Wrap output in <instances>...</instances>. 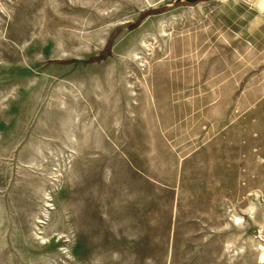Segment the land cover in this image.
Here are the masks:
<instances>
[{
	"label": "rangeland",
	"instance_id": "1",
	"mask_svg": "<svg viewBox=\"0 0 264 264\" xmlns=\"http://www.w3.org/2000/svg\"><path fill=\"white\" fill-rule=\"evenodd\" d=\"M263 250L264 0H0V264Z\"/></svg>",
	"mask_w": 264,
	"mask_h": 264
},
{
	"label": "bare ground",
	"instance_id": "2",
	"mask_svg": "<svg viewBox=\"0 0 264 264\" xmlns=\"http://www.w3.org/2000/svg\"><path fill=\"white\" fill-rule=\"evenodd\" d=\"M237 218H239V217H237ZM263 259H264V250L262 251V253L260 255V261H263Z\"/></svg>",
	"mask_w": 264,
	"mask_h": 264
},
{
	"label": "water",
	"instance_id": "3",
	"mask_svg": "<svg viewBox=\"0 0 264 264\" xmlns=\"http://www.w3.org/2000/svg\"><path fill=\"white\" fill-rule=\"evenodd\" d=\"M175 1H179V0H175ZM185 1H187V2H194L196 0H185Z\"/></svg>",
	"mask_w": 264,
	"mask_h": 264
}]
</instances>
